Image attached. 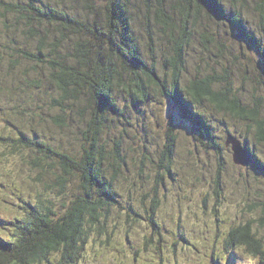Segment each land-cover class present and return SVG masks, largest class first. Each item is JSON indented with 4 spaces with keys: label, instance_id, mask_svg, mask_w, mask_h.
<instances>
[{
    "label": "trees",
    "instance_id": "trees-1",
    "mask_svg": "<svg viewBox=\"0 0 264 264\" xmlns=\"http://www.w3.org/2000/svg\"><path fill=\"white\" fill-rule=\"evenodd\" d=\"M33 1L43 3L40 0H0L3 25L0 28V94L9 96L11 90L20 91L24 82L32 90H45L41 80L45 81L48 92L45 98L56 114L48 115L47 108L41 107L43 117L40 119L46 122L48 118L62 131L75 124L76 119L79 121L84 97L87 96L93 112L78 152L50 144L48 139L40 142L35 138L15 136L14 140L12 136H4L7 147L12 149L11 155L5 157L14 158L23 167L28 166L29 172L38 171L37 178L32 176L31 183L38 181L37 186L42 189L33 197L24 180L23 188L9 197L16 199L15 204L21 205L25 212L15 221L13 242L0 241V264H80L93 234L110 238L107 228L111 215L118 209L120 214L124 210L119 204L112 205L116 202L112 182L120 174L121 164L125 165L126 149L123 146L127 139L124 133V137L111 133L106 141L108 133L103 134L106 124L117 128L118 121L126 114L117 103L119 95L143 100L150 89L164 93L178 102L181 118L197 132L212 137L211 127L202 121V117L206 118L205 111L198 109L207 103L219 113L254 124L256 140L264 143V120L260 119L259 113L261 102L256 100L253 105H242L241 96L231 80L228 62L223 59L227 54L221 53L227 50L225 35H219L217 29H210L209 25H221L231 36H234L233 31L239 32L264 68V43L252 31L248 32L243 23L246 14L258 16V27L264 37V0H141L152 24L159 27L164 39L172 44L162 54L159 73L156 64H149L144 59L139 39L131 30L132 10L139 11L134 9V0H69L80 2L79 16H71L67 8L61 11L63 6H38ZM227 3L237 12L228 13L225 10ZM149 38L152 41L150 35ZM194 41L207 50L213 47L218 51L220 71L208 68V72H203L205 76L185 80L182 75L188 58L187 48ZM4 64L10 65V70H1ZM20 66L29 67L33 73L27 80L23 74L18 78L20 71H14ZM36 68H41L42 73H37ZM48 87L54 90V95ZM186 104L190 109L195 107L199 115ZM36 114L38 112L34 118L38 116ZM92 137L94 142L90 143ZM55 141L59 140L56 138ZM172 147L161 153V160L165 162L163 167L172 164ZM258 161V169L264 174V164ZM48 162L51 168H47ZM104 163L115 168L111 178L107 177ZM50 171L56 172L53 183L58 188L53 189L54 186L48 184ZM73 180L78 183V193ZM44 189L48 193H44ZM56 201L62 202V210L58 211ZM158 209L159 201L153 202L151 212ZM261 214L264 216V208H261ZM150 226L151 230L158 229L152 219ZM248 229L249 226H239L230 236L227 258L231 257L235 247L244 245L258 258V264H264L261 241L254 238L252 244ZM174 254H177L175 250ZM228 264L237 263L232 260Z\"/></svg>",
    "mask_w": 264,
    "mask_h": 264
},
{
    "label": "rangeland",
    "instance_id": "rangeland-1",
    "mask_svg": "<svg viewBox=\"0 0 264 264\" xmlns=\"http://www.w3.org/2000/svg\"><path fill=\"white\" fill-rule=\"evenodd\" d=\"M40 1L43 3L33 2L38 3L35 4L38 6H63L61 11L67 8L66 11L71 16L81 14L80 2ZM133 4L134 9L139 11L132 10L131 30L139 39L144 59L149 64H156L159 73L162 54L170 49L172 44L164 39L159 27L152 24L149 12L142 6L141 0H134ZM227 4L225 10L228 13L237 12V9H231L229 3ZM243 17L247 31H252L263 44L264 37L258 27L259 17L254 14H246ZM209 25L210 29L216 28L219 35H225L227 50L221 53L227 54L223 59L228 62L229 72H232L233 76L231 80L241 96L242 105H253L256 100L260 101V119L264 120V68L260 59L250 51L248 42L239 32L233 31L234 36H231L227 32L228 29L221 25ZM2 26L0 21V28ZM218 54L215 48L207 50L194 41L187 48L188 58L182 79L187 80L197 75L203 77L209 71L208 68L220 71ZM36 69L37 73H42L41 68ZM1 70H10V65H2ZM14 71H20L18 78L23 74L26 79L33 74L30 73L29 67L20 66ZM168 76L170 77L169 71ZM41 84L43 88L46 87L45 90H32L29 85L25 86L24 82L20 91L11 90L9 96L0 94V158L11 155L12 152L11 147H7L4 136H12L14 140L16 137H37L40 142L48 139L50 144L62 146L72 152L80 149L86 136L87 122L93 112V107L89 108L87 96L83 98V104H80L82 115L79 116V121L76 119L75 124L62 131L48 118L46 122L40 119L43 117L40 115L41 107L47 108L48 115L56 114L45 98L48 94L45 81L41 80ZM48 88L54 95V90ZM166 90L169 91L168 86ZM117 103L125 109L126 114L118 121L117 128L106 124L103 135L108 133L106 141L111 133L120 137L126 136L127 139L123 146V149H126L125 156L123 155L125 165L121 164L120 174L112 182L116 199L112 205L119 204L124 210L120 214L118 209L111 215L107 228L110 238L105 239L103 235L93 234L94 236L88 239L82 256L85 261L96 257L98 264H210L214 263L216 258L221 262L227 256L230 236L239 226H249L251 243H254V238L260 240L264 249V216L261 214V208H264V174L258 169V160L264 164V143L256 140L254 124L241 121L230 114L219 113L204 103L202 108L199 107L205 111L206 118L202 117V121L211 127L214 135L207 137L181 118L172 99L154 89H150L143 100L126 94L119 95ZM36 112L38 118L33 117ZM56 138L59 141H55ZM232 139L237 141L235 147L242 156L235 157L233 154L230 142ZM93 142L94 137L90 139V143ZM109 144H112V140ZM240 144L246 145L245 148L248 147L251 155L245 154V148ZM169 146H173L174 151L172 164L163 167L165 162L161 160V153L167 151ZM89 147L86 146V153ZM81 156L80 153V161ZM103 167L107 177L111 178L115 168L106 163ZM47 168H51L50 162ZM12 169L15 171L18 166ZM22 169V178L16 173L12 174L20 184L27 183L29 194L35 197L36 191L42 187L37 186L38 181L32 184L31 180L32 176L35 178L34 175L37 178L39 172H29L26 165ZM55 173L49 172L52 180L50 179L48 184L54 186L53 189L58 188L53 183L56 182ZM110 180L107 182L110 183ZM73 184L78 193L77 181L73 180ZM43 192L48 193L46 189ZM155 201H159V209L151 212ZM254 201L255 204L252 205ZM61 203L55 202L58 211L62 210ZM151 215L158 229L151 230ZM129 239L137 245V252L130 250L126 245ZM174 250L177 254H174ZM232 252L235 254L232 260L237 264L242 261L247 263L252 259L254 264L259 263L258 258L249 253L244 245L235 247Z\"/></svg>",
    "mask_w": 264,
    "mask_h": 264
},
{
    "label": "bare ground",
    "instance_id": "bare-ground-1",
    "mask_svg": "<svg viewBox=\"0 0 264 264\" xmlns=\"http://www.w3.org/2000/svg\"><path fill=\"white\" fill-rule=\"evenodd\" d=\"M238 261H240V260H238ZM240 263V262H239ZM240 264H243V263H240Z\"/></svg>",
    "mask_w": 264,
    "mask_h": 264
}]
</instances>
